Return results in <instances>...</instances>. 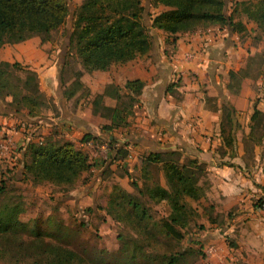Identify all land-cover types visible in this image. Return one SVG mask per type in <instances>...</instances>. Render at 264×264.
Returning a JSON list of instances; mask_svg holds the SVG:
<instances>
[{
  "label": "crops",
  "instance_id": "obj_1",
  "mask_svg": "<svg viewBox=\"0 0 264 264\" xmlns=\"http://www.w3.org/2000/svg\"><path fill=\"white\" fill-rule=\"evenodd\" d=\"M142 3L144 13L150 12L148 25L151 16L166 8L152 0ZM149 34V50L143 55L113 62L104 70L87 71L81 65L79 79L87 90L83 93L82 87L77 89L70 97L75 107L65 110L64 101L70 99L63 93L61 73H55L53 63L46 59L34 36L0 47V60L19 61L36 70L40 89L54 95L61 110L57 120L50 116L30 117L26 109H2L1 128L19 148L14 176L29 179L33 184L51 183H34L25 173L27 145L35 140V134L69 139L86 150L80 145L84 133L101 136L97 124L110 121L93 112L94 95L101 93L109 82L123 86L127 79L140 78L144 84L131 107L128 123L123 126L129 128L122 140L129 141L132 155L125 159L122 175L113 173V183L134 192L131 172L136 173L135 180L142 185L145 168L141 157L151 150L178 151L180 161L196 158L205 171L199 180L203 194L198 199L189 197L188 201L198 212V225L203 226L197 227L196 236L192 237L208 253V264H264V209H256L252 199L253 195L264 194V74L257 78L244 75L239 85L233 82L229 71L245 67L246 53L237 33L227 26L210 25L178 32L172 44L165 40L167 35L162 29L151 27ZM104 103L114 105L115 99L105 95ZM255 110L259 113L254 114ZM26 123L36 126V133L30 135L23 125ZM110 133L109 139L113 138ZM114 138L121 139L115 135ZM6 156L11 158L10 154ZM89 159L93 162L90 170L97 171L100 178L105 167H115L109 161L100 166L101 161L91 154ZM151 170L152 177L148 179L166 186L160 163L153 164ZM96 191L95 187L91 195ZM82 193L88 196L87 184ZM163 201L170 207L162 216L169 213L173 203L168 199L151 203Z\"/></svg>",
  "mask_w": 264,
  "mask_h": 264
},
{
  "label": "trees",
  "instance_id": "obj_2",
  "mask_svg": "<svg viewBox=\"0 0 264 264\" xmlns=\"http://www.w3.org/2000/svg\"><path fill=\"white\" fill-rule=\"evenodd\" d=\"M96 1L94 7H87L83 1L79 4L70 33V46L87 71L104 70L113 62L125 61L147 53L151 27L166 32L165 40L171 44L178 32L210 25H224L232 31L245 28L241 20H234L232 12L226 13L225 0H152L153 4H163L166 8L151 16L149 25L143 21L142 0ZM253 7L251 9L248 5L245 8L247 16L255 19L264 28V0H259ZM68 14V0H0V47L5 43L27 39L39 31L56 29ZM15 70L24 74L14 76ZM244 72L245 68L230 70L229 76L239 85L241 77L246 75ZM72 84L81 85L78 76H75ZM143 84L140 78L127 79L123 86L109 82L101 93L94 95L93 112L100 113L110 120L102 123L101 129L112 131L128 123L131 107ZM64 93L69 98L75 90L70 88ZM105 95L114 98L115 104H105ZM6 96L11 97L6 100L9 109L15 112L26 109V114L30 117H41L44 108L51 111L55 109L39 87L36 70L19 61L0 60V99L4 100ZM256 113H259L258 110L254 111V114ZM90 138L96 139L98 135L84 133L82 137ZM111 141H115L114 135ZM126 144H129V141H124L116 153L102 163L103 166L108 161L112 163L123 157L127 152L123 147ZM27 150L29 157L24 161V169L34 183L49 181L61 188H70L85 177V171L88 172L87 177L91 173L92 163L88 152L72 140L43 137L40 143L29 142ZM141 162L145 168L143 184L138 185L135 179H131L135 191L128 192L119 184L113 183L108 194L107 208V213L117 219L119 213H116V206L120 207L123 224L132 227L141 237L132 238V250L126 247L122 254H114L112 263H108L105 256L100 255L95 258V264H181L191 254L192 248L168 253L142 252V245L151 240L158 242L157 236L160 234L171 236L176 242L181 241L185 228L198 215L188 198L198 199L203 194V185L199 183L205 175L203 164L196 158L180 161V154L175 150H151L143 154ZM155 163H160L166 186L149 180L151 166ZM4 189L5 185L1 184L0 255L13 259L14 264L22 261L29 264H87V259L82 254L63 241L64 237L68 238L71 233H76V229L66 225L63 220H52L51 229L43 228L37 222L29 224L19 218L21 206L17 201L1 197ZM163 199L170 200L173 207L167 215L154 221L149 212V202ZM122 202L123 206H120ZM82 223L80 222V225Z\"/></svg>",
  "mask_w": 264,
  "mask_h": 264
},
{
  "label": "rangeland",
  "instance_id": "obj_3",
  "mask_svg": "<svg viewBox=\"0 0 264 264\" xmlns=\"http://www.w3.org/2000/svg\"><path fill=\"white\" fill-rule=\"evenodd\" d=\"M82 1L85 2L87 7H94L97 3L96 0H68L69 14L65 21L56 29L39 31L33 35L45 51L47 56L46 59H50L51 63H53L55 73H61L63 93L70 88L76 91L82 87L81 85L76 87L75 84H72L75 80V76L80 77L81 62L79 57L75 54L74 49L70 46L72 22L76 16V10ZM258 1L259 0H225L226 13L229 14L232 12L234 20H241L245 25L244 29L235 32L238 35L237 40L243 49V53H246V55H243L246 61L244 73L252 78H257L260 74H264V28L259 25L255 19L247 16L245 8H247L248 5L251 9L254 8L253 6ZM155 11L156 10H154L153 13ZM148 15L149 12H143V21L145 24H147ZM25 66L28 65L25 64ZM18 74L22 76L24 72L15 70L13 73L14 76ZM85 90H87V88L82 87L81 92L84 93ZM43 93L54 105L55 109L51 111L50 109L44 108L42 110V117L45 118L50 116L58 120L61 116V110L56 98L52 94L47 95L45 91H43ZM9 97L10 96H6L4 100L0 99L2 101L0 112H2L3 108L7 109L10 107L6 101L10 100ZM65 98L70 100L64 101V110L70 109L72 106L75 107L72 98H68L66 95ZM101 124L102 123L97 124L98 132L101 134V136L98 135V138L107 140L109 139L110 132L109 130L101 129ZM2 125L3 123L0 120V137L8 134L5 129L1 128ZM113 131L114 132L110 134L125 139L129 128H123L122 126ZM60 139H62V137H60ZM21 147L22 145L20 148ZM18 151L19 148L16 147L14 151L15 154L10 156L12 159L9 158V156L0 157V185H5L1 197L17 201L21 206V211L19 213L20 219L29 224L37 222L41 227L48 229H51L53 226L52 220H63L66 225L72 226L77 232L71 233L72 235L68 238L64 237L63 241L82 254L85 259H87V264H95V258L100 255H104L106 258L105 260H107L108 263H112L114 254H122L126 247L132 250V245L134 243L132 238L135 236L141 237V235L129 225L123 224V216L120 215V207L116 206V213L120 215H117V219L111 217V214L107 213V208L109 206V188L113 181L116 180L113 179V173L115 172L122 175L124 172L123 165L118 164L115 160V167H105L102 171L101 178L97 177V171H91L88 175L89 177H87L88 172H85V177L74 186L70 188H61L48 182L33 184L29 179H22L21 177L19 179L15 178L14 173L16 170L14 168L19 161L17 160ZM103 162L104 161H101L99 165H103ZM130 177L131 179H136L137 175L132 171ZM137 179L140 181L139 178ZM86 184L89 193H87L88 196L85 197L82 190H84ZM127 184H129V180ZM98 185H100L99 189H97ZM95 187L97 191L94 196H92L91 192ZM80 199H82L81 202H79ZM75 200L79 201L75 202ZM151 203L152 202H149V212L154 221L158 220L162 214H166L170 207L169 203L165 201L156 205H151ZM120 206H123V202ZM196 218L185 228V234L180 242H176L171 236L166 237L160 234L157 236L159 239L158 242H154L153 240L148 243L145 242L144 245H142V252L168 253L174 250L184 251L188 248H192L191 254H189L181 264H208V253L203 249V246L199 244V241H196V239L192 237L196 236L195 233L198 231V218ZM80 222L83 223L80 225ZM100 249L102 251H100ZM0 264L14 263L13 259H8L5 255H0ZM19 264L29 263L22 261Z\"/></svg>",
  "mask_w": 264,
  "mask_h": 264
},
{
  "label": "built area",
  "instance_id": "obj_4",
  "mask_svg": "<svg viewBox=\"0 0 264 264\" xmlns=\"http://www.w3.org/2000/svg\"><path fill=\"white\" fill-rule=\"evenodd\" d=\"M25 129L28 128V133L30 135L36 133L37 127L33 124H23ZM36 138L33 142H42L43 137L40 134H35ZM124 143L122 139H115V141H111V139L103 140L101 138H90L84 139L80 145L84 147L89 154L93 158H97L100 161L109 160L115 153L119 146ZM124 148L127 149L126 154L123 157L116 159L118 164H123L125 159L130 157L131 154V146L129 144L123 145ZM16 144L10 136V134L3 135L0 137V157H4L6 155L13 156L15 154ZM253 205L256 209H264V194L253 195Z\"/></svg>",
  "mask_w": 264,
  "mask_h": 264
},
{
  "label": "water",
  "instance_id": "obj_5",
  "mask_svg": "<svg viewBox=\"0 0 264 264\" xmlns=\"http://www.w3.org/2000/svg\"><path fill=\"white\" fill-rule=\"evenodd\" d=\"M8 111H14V110H10V109H7Z\"/></svg>",
  "mask_w": 264,
  "mask_h": 264
}]
</instances>
